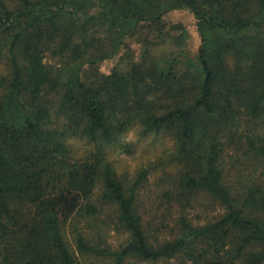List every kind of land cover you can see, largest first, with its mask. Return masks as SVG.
<instances>
[{
  "label": "trees",
  "instance_id": "1",
  "mask_svg": "<svg viewBox=\"0 0 264 264\" xmlns=\"http://www.w3.org/2000/svg\"><path fill=\"white\" fill-rule=\"evenodd\" d=\"M9 1L0 264H264V0ZM176 9L195 20L194 54L165 20ZM142 33L137 59L98 71ZM146 138L170 145L129 180L111 155Z\"/></svg>",
  "mask_w": 264,
  "mask_h": 264
},
{
  "label": "rangeland",
  "instance_id": "2",
  "mask_svg": "<svg viewBox=\"0 0 264 264\" xmlns=\"http://www.w3.org/2000/svg\"><path fill=\"white\" fill-rule=\"evenodd\" d=\"M8 5H11V2L7 0ZM165 20L167 21L170 26L176 25V24H182L187 33H188V47L191 52V54H194L196 51V47L199 43V37L196 32L195 28V20L192 16V13H190L186 9H176L173 11H170L166 14ZM146 33H142L139 36L130 39L128 41L129 47L124 48L121 52H118L117 55H114L110 58L104 59L101 61L98 67V71L100 73L106 74L109 73L110 70L115 66H124L125 62L127 60V57L129 58L130 55H133L134 58H138L141 53L144 50V45L146 43V37L150 39V36L144 35ZM143 35V36H142ZM151 47V46H150ZM172 45L166 44H157L156 46H153L151 48V53L156 57H162V56H168L170 53V50L172 49ZM122 61V62H121ZM45 62L52 65H57V60L52 59L51 57H46ZM3 69V65L0 64V71ZM127 141H135L136 136L133 133H130L126 137ZM150 139H142L141 141L137 142V145L134 148V153L131 155H126L124 153H114L111 155V158L115 161V165L118 169V172L122 175H125L129 180L133 178L135 172L140 169L141 167H146L148 165V162H152L156 159V154H158L162 148L165 147L167 149L169 147V142L167 140L158 141L153 146H150ZM75 150L77 154H81L84 150L83 144L81 142H75L74 143ZM156 181V173L151 174L149 176V180L146 183V188L149 190L156 189L155 186ZM145 204H147V201L143 200ZM190 216L193 217L194 221H197V219L204 218L205 213L203 211H195L191 212ZM101 230L104 233V235L107 237V240L111 244V247H116L122 240L124 239V236L121 232L115 233V228L110 225L103 224L101 226ZM157 264H164V263H157Z\"/></svg>",
  "mask_w": 264,
  "mask_h": 264
}]
</instances>
